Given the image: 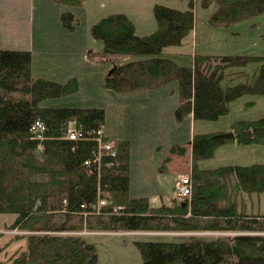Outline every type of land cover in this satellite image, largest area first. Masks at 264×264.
<instances>
[{
	"label": "trees",
	"instance_id": "1",
	"mask_svg": "<svg viewBox=\"0 0 264 264\" xmlns=\"http://www.w3.org/2000/svg\"><path fill=\"white\" fill-rule=\"evenodd\" d=\"M54 1L81 7L85 0ZM188 1L187 10L156 4L157 29L144 36L137 35L125 13L106 15L94 24L92 34L104 45L102 59L142 56L113 62L105 86L117 92L157 91L178 82V121L189 115L218 120L238 98L264 95V56L196 54L186 66L166 55V48L181 46L194 30L197 0ZM201 2L204 8L215 7L209 23L217 27L264 12V0ZM61 18L65 27L74 28L73 12L64 11ZM32 61L31 51L0 48V214L16 215L0 238L18 231L0 246V264H98L96 244L73 235L86 231L237 232L193 234L181 241L137 240L135 245L144 264H264V214L240 210L237 197L239 191L264 193V163L200 169L198 161L213 157L218 146L233 139L196 134L191 197L153 207L148 196L130 194L129 142L113 141L105 131L104 139L114 144L117 155L100 148L96 131L105 125V109L42 105L76 92L78 82L74 77L67 82L35 77ZM251 64H256L253 74H240L244 81L224 86L228 69ZM38 119L46 126L41 137L31 130ZM72 123L82 132L77 140L66 137ZM232 130L239 144H264V117L238 121ZM100 200L106 204L98 205ZM14 242L16 249L5 254Z\"/></svg>",
	"mask_w": 264,
	"mask_h": 264
},
{
	"label": "rangeland",
	"instance_id": "2",
	"mask_svg": "<svg viewBox=\"0 0 264 264\" xmlns=\"http://www.w3.org/2000/svg\"><path fill=\"white\" fill-rule=\"evenodd\" d=\"M154 1L179 9H186L189 5L188 0H106L107 4L103 6L101 0H89L84 10H76L79 7L54 1L59 5L56 14L52 9H44L43 16L46 21L35 19L34 29L37 35L39 26L44 24L43 32L48 31L56 36L62 33L74 36L73 38L79 41L78 45L81 46L80 51L74 54L57 57L59 68L50 69L51 72L55 71L50 77L62 82L76 78L77 91L67 96L48 99L42 105L59 108L105 109L104 127L107 136L113 141L129 142L130 194L153 196L164 192L170 198L165 202L161 201V206H172L175 202H180L174 199L178 196L177 185L180 177L186 174L193 177L195 172L190 146L193 137L201 133L230 132L238 121L264 117V95L246 94L238 98L230 104L229 112L218 120H195L192 115H189L183 121H178L175 115V110L180 103L178 82L170 83L155 91L154 94L146 91L117 92L107 88L105 78L112 71L114 63L127 62L142 56L118 57L113 61L114 63L102 59L104 45L92 34L94 24L107 14L126 11L135 19L133 22L137 27V35H148L158 26L153 12ZM33 6L29 7L30 17L37 18L39 14L37 4ZM214 10L213 5L204 8L201 0H197L194 30L184 39L185 44L182 48L168 47L165 49L166 55L171 56L176 51H182V55L175 60L186 66L192 65L196 54L264 56V12L229 27H217L209 23ZM64 11L75 14L73 29L63 25L61 16ZM4 44L14 46L15 40H8ZM33 50L36 52L39 49L34 47ZM255 68L256 64H251L245 69H228L226 72L228 76L223 82L224 86L244 81V75L240 76V74L249 76L248 74H253ZM32 72L36 77L33 70ZM231 78L235 80L230 82ZM70 127L75 128L73 123ZM181 151L183 153H180ZM256 163H264V144H239L236 140H228L216 148L213 157L198 161L200 169L208 170L231 164ZM231 192L233 190L229 188V193ZM234 193H236L235 190ZM239 193L241 191L237 194V197L240 195L238 200L241 199L240 201L243 202L248 199ZM247 205H254V208L264 212V193H255L251 200H247ZM15 219L14 214H0V232ZM15 234L14 231H6V236L0 238V246L5 245ZM193 234L233 236L237 232L135 231L101 234L86 231L73 233L96 244L98 264H144L135 241H181L182 238H189ZM17 245L18 243L14 242L10 251L5 254L14 251ZM1 257L4 258L2 255Z\"/></svg>",
	"mask_w": 264,
	"mask_h": 264
},
{
	"label": "crops",
	"instance_id": "3",
	"mask_svg": "<svg viewBox=\"0 0 264 264\" xmlns=\"http://www.w3.org/2000/svg\"><path fill=\"white\" fill-rule=\"evenodd\" d=\"M88 1L89 0H86L84 5L82 7L76 8V10H84L87 7ZM101 1H102V5L106 6L107 4L106 0H101ZM35 3L37 4V9L39 10V14L37 15V18H35L34 16L30 17V13H29V7L30 6L34 7L33 4L35 5ZM158 3L159 2L156 1L153 2L152 4L153 12L155 5ZM58 6L59 5H57L54 2V0H0V48L10 49V50L31 51L33 56L32 70L34 71L36 77L48 78L62 82L59 79L50 77V75H54L52 73H55V71L51 72L50 69L59 68V64L57 63V59H56L57 57L60 56L67 57L66 54H74L77 51H80L81 46L78 45L79 41L77 42L75 38H73L74 36H70L65 33L56 36L50 34L48 31L43 32L44 24H41L39 26L37 35L35 34V29H34L35 19L36 21H46L45 20L46 18L43 16L44 9H52L54 14H56L58 10ZM188 8L189 5L186 9H181V10H187ZM114 13H125L129 16V18L132 21H135V19L132 18L129 12L115 11L110 14H114ZM30 21H31V29H30ZM136 32H137V27H136ZM11 39L15 40L14 46H9L4 44V42ZM184 44H185V40L183 41L182 45L179 48H182ZM34 47H37L39 50H36V52H34L33 50ZM180 55H182V51H176L171 56L170 55L169 56L173 58H177ZM146 92H151L153 94L156 93L155 91H146ZM191 153H192V148H191ZM239 194H243V196H245L249 200H251V197L255 195V193L247 194L245 192H241ZM239 196L240 195H238V197ZM148 197L153 207H160L161 201L165 202L170 198L169 195L164 192ZM240 200H239L240 204L238 205L240 210H244L245 212L250 214H264V212L261 209L254 208V205L248 206L247 200H244L243 202H241ZM100 233L109 234L104 232H100Z\"/></svg>",
	"mask_w": 264,
	"mask_h": 264
},
{
	"label": "built area",
	"instance_id": "4",
	"mask_svg": "<svg viewBox=\"0 0 264 264\" xmlns=\"http://www.w3.org/2000/svg\"><path fill=\"white\" fill-rule=\"evenodd\" d=\"M32 132L37 135L38 137H41L43 133L46 130V126L44 122L40 119L36 120V122L32 125L31 128ZM97 133V140L100 143V148L108 151L110 155L115 157L117 155V150L114 148V144H112L110 141L105 140V130L102 126L99 130L96 131ZM82 136V132L77 130L74 127H69L66 132V137H69L70 139L77 140ZM89 163V161L87 162ZM178 196L174 197L175 200H186L189 196L193 193V179L192 176L189 174L182 175L179 179L178 185ZM106 200H100L98 205H105ZM17 233V231H14ZM264 234V233H262Z\"/></svg>",
	"mask_w": 264,
	"mask_h": 264
},
{
	"label": "water",
	"instance_id": "5",
	"mask_svg": "<svg viewBox=\"0 0 264 264\" xmlns=\"http://www.w3.org/2000/svg\"><path fill=\"white\" fill-rule=\"evenodd\" d=\"M219 136H223V137H226V138H229V139H233V140L236 139L234 131L220 133Z\"/></svg>",
	"mask_w": 264,
	"mask_h": 264
}]
</instances>
